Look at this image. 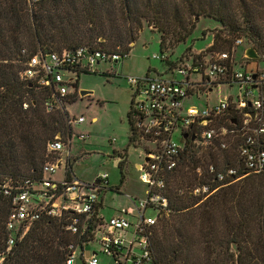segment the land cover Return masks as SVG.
Listing matches in <instances>:
<instances>
[{"label": "trees", "instance_id": "obj_1", "mask_svg": "<svg viewBox=\"0 0 264 264\" xmlns=\"http://www.w3.org/2000/svg\"><path fill=\"white\" fill-rule=\"evenodd\" d=\"M178 1L182 2L189 14L197 12L216 19L231 35L232 39L221 36V33L214 34L212 44L202 52L203 54L217 49L227 41L234 42L237 37H243L244 43L238 51L239 58L235 56V63L243 60V50L248 47L259 53L264 51V7L260 5V0H238L241 16L236 20L231 16L230 21L225 20L228 14L227 4L224 3L221 8L215 9L206 0H81V4H86V10H89L86 14L87 27L81 33L73 31L71 36L67 34L64 26H58L64 19L70 27L73 24L68 14L61 12L60 0H42L33 6H30L27 0H6L4 4L0 0V180L10 179L14 186H23L27 178L37 182L42 177L44 164L58 159L50 158L54 153L47 150L48 142L54 140L58 133L61 135L58 138L62 141L65 134L67 137L71 134L70 128L66 126L65 112L60 108L47 110L46 106L42 105H45L49 91L21 78L20 72L26 59L39 51L71 49L80 45L128 51L130 44L137 38L142 20L148 24L153 22L157 26L161 33L160 49L166 51L169 47L168 44L164 45V39L168 32L174 31L172 23L181 27L175 34L176 40L185 39L194 28V25H190L186 29L187 22L183 21ZM51 30L70 40L64 47L53 49L52 45H57V40ZM26 41L30 50L22 46ZM94 41L96 42L93 43ZM22 49H25L26 54L22 53ZM82 72L89 71L82 70L80 73ZM43 91L46 94H43ZM73 96L74 94H69L65 101L73 102ZM131 131L129 127L130 143ZM219 152H224V160L227 162L235 161L238 157L235 144L222 151L219 148L196 146L190 140L185 141L180 169L178 167L174 173L169 188V212L159 215L157 223L150 230L157 264H222L216 256L194 254V251H200L202 246L209 245L211 240L207 239V230L211 225L207 223V219L218 223L221 221L219 216L230 230L229 238L225 239L227 243H236L239 240L234 239V236L242 232V220L233 222V218L227 214L228 210L235 209V206L229 205L231 201L236 200V210L240 213L247 211L244 207L246 203H249V206L252 203L259 206L263 220L264 203H258V197L246 190L245 184H240L248 175L223 186L206 200L201 201L189 193H178V188L206 180L207 167L210 163H218L215 159ZM117 154L125 159L126 149H123L122 153L117 151ZM71 166L70 156L65 171L66 180L73 176ZM199 166L201 175H198L196 170ZM122 181L123 177L120 183ZM249 193L252 196H249ZM101 205L98 200L91 211L79 215V231L76 233H71L63 220L43 217L34 222L23 236L20 237L17 233L13 245L7 249L8 232L5 229V220L10 202L6 198H0V264H66V259L71 253V244L82 248L94 239L97 231L102 230L104 221L98 213ZM173 215H177L175 219ZM189 215L190 225L198 231L197 237L192 239H188L181 227H172L177 218L181 222ZM160 222L166 224L159 225ZM203 233L204 242L201 241ZM254 236L246 250L255 258V252L262 244L264 251L263 222L261 236Z\"/></svg>", "mask_w": 264, "mask_h": 264}, {"label": "built area", "instance_id": "obj_2", "mask_svg": "<svg viewBox=\"0 0 264 264\" xmlns=\"http://www.w3.org/2000/svg\"><path fill=\"white\" fill-rule=\"evenodd\" d=\"M40 1L27 0L30 6ZM233 43L231 52L214 49L203 54V51H197L190 61L189 57L179 59L182 64H174L170 78L150 77L148 74L127 76L134 95H144L140 101L132 99L128 119L132 144L144 147V160L139 162L138 169L145 191L143 196L132 199L133 206L119 210L104 221L99 231L100 251L110 255L114 264H127L129 259L132 264H157L150 230L159 215L169 212V188L186 140L196 146L222 151L235 144L238 157L234 162L210 163L206 180L178 188L179 194L189 193L202 201L246 175L264 176V66L260 65V62L264 63V51L255 50L257 58L252 59L245 55V49L243 60L235 63L233 52L243 45V37L235 38ZM22 53L26 54L25 49ZM127 53L86 45L39 51L26 59L20 76L49 91L45 106L47 110H53L65 106L68 87L82 70L93 72L101 60L116 61ZM153 57L167 58L163 51L154 53ZM176 67L178 73L185 75L183 81L176 80L177 73L173 71ZM191 74H200V79L191 80ZM221 83L230 86L238 83V93L221 97L215 103L208 102L202 108L185 105L187 97L199 96L200 92L209 93ZM75 120L82 121L83 118ZM66 122L70 128L68 116ZM177 128L181 131L180 142L172 139ZM184 133L187 137H183ZM64 144L58 137L48 142L47 150L59 157L44 164L42 177L37 182L27 178L23 186H14L10 179L0 180V198L10 202L5 220L7 249L13 245L17 233L23 236L43 217L63 220L71 233L78 232L79 215L92 210L100 191L108 184L107 173L93 182H83L73 176L70 180L65 176L55 179ZM70 156L68 154L66 165ZM196 170L201 175L200 166ZM149 208L153 213L146 215ZM262 222L264 227V216ZM69 248L71 253L66 264H72L77 255L76 246L71 244ZM98 260L95 252L85 262L99 264Z\"/></svg>", "mask_w": 264, "mask_h": 264}, {"label": "rangeland", "instance_id": "obj_3", "mask_svg": "<svg viewBox=\"0 0 264 264\" xmlns=\"http://www.w3.org/2000/svg\"><path fill=\"white\" fill-rule=\"evenodd\" d=\"M5 1L2 0V4ZM206 2H210L209 5L215 9L221 8L224 3L227 4L228 14L225 16L227 21H230L231 16L234 20L241 16L238 0H206ZM85 5L81 4V0H60L61 12L68 14L73 24L70 27L71 25H68L66 19H64L58 26H64L65 31L69 35L73 31L81 33L87 27L86 19L88 16L86 14L89 13V10H86ZM260 5L264 7V0H260ZM178 7L181 9L184 23L187 22L186 29L190 25H194L192 32L185 39L176 40L177 35L175 34L181 27L172 23L174 31L168 32L169 34H166L164 39V45L168 44L169 48H166V51L165 49H160V30L157 29L153 22L148 24L145 20H142V26L137 31V38L130 44L127 55L112 62L101 60L96 64L93 72L80 73L76 77L77 80L74 79L68 87L69 94H74L72 97L73 102L68 101L65 106L62 105L60 108L70 119L71 134L69 137L65 134L63 137L65 144L61 155V163L54 176L60 179L64 177L68 152L72 159V174L78 180L93 182L104 173H107L109 183L104 185L106 189H102L98 196L102 204L99 211L101 216H104L103 221H106L111 215L117 214L119 210L133 206V198L127 196V193L130 192L134 196H142L144 194L143 187L145 185L140 180L139 169L136 167L138 162H143L144 160V147L142 145L135 146L129 142L128 121V111L132 99L134 98L135 102H137L142 100L144 95H134L127 76L148 74L150 77L159 75L162 78H170L174 63L182 64L179 59L188 55V61H190L193 56L191 53L208 49L213 42L214 34L221 33V36L232 39L231 35L227 33V28L216 19L197 12L189 14L181 1H178ZM242 14L244 15L243 11ZM172 21L170 20V22ZM50 32L56 35L55 38L57 40V45H52L53 49L64 47L65 43L70 40H66L55 30ZM233 44V41H227L223 45H219L217 49L231 52ZM248 44L251 46L250 43ZM22 46L30 50L27 41ZM241 47H236L233 52L236 58H239L238 51ZM162 50L164 55L167 56L165 60L153 57L154 53H161ZM260 65L264 66V63L260 62ZM173 71L177 73L176 80L183 81L185 79V75L177 72V67ZM190 79L199 80L200 74H191ZM74 84L75 87L73 86ZM238 89V83H234L232 86L228 83L217 84L209 93L200 92L199 96L192 95L187 97L185 105H195L202 108L208 102H217L221 97L236 95ZM81 91L88 92L82 94ZM254 92L257 93V89H254ZM43 94H46V92L43 91ZM38 96L40 97L41 94ZM40 100H42L41 97ZM42 105L45 107L44 104ZM79 117H82L83 120L76 121L75 119ZM180 137L181 131L177 128L172 135V139L180 142ZM123 149H126L125 159L117 154V151L122 153ZM57 157L59 155L55 153L50 156L51 159H56ZM224 157V152H219L215 160L221 164L225 161ZM122 177L123 187L121 190H117L115 186L120 184ZM240 184H245V189L250 190L258 197V203H264V176L250 174L243 178ZM249 196L252 195L249 193ZM231 202L229 205L235 206V209L228 210L227 214L233 218V222L242 220L241 226L243 230L239 235L234 236V239L239 240L236 243H227L225 239L229 238L230 233L228 231L230 230L225 226V221L220 216L219 219L223 222L216 223L214 220L209 221L207 219V223L211 225L208 226L207 239H210L211 242L207 240L210 242L209 245L202 246V249L194 251V254L216 256L222 264H264L263 244L255 252V258L254 255L248 254L246 250V247L251 243L250 239L254 235L257 236L258 234L259 236L260 234L261 236L262 234V211L259 210L257 205L255 206L252 203L249 206V203H246L244 207L247 208V211L240 213L239 210H236V207H238L236 206V200ZM151 213H153V210L150 208L145 211L146 215ZM177 215H173V219ZM177 219L172 227H181L186 232L188 239L197 237L198 231L190 225V215L181 222H179V218ZM163 224L166 223H159V225ZM171 231L175 233L173 228H171ZM202 236L203 239L201 241L204 242V233ZM99 237L100 232L97 231L94 239L84 244V248L76 247L77 257L74 264H83L81 255H88L94 250L97 252V257L101 260V264H114V260L110 255L100 251ZM1 261L2 255H0V263ZM127 264H132V260L129 259Z\"/></svg>", "mask_w": 264, "mask_h": 264}, {"label": "crops", "instance_id": "obj_4", "mask_svg": "<svg viewBox=\"0 0 264 264\" xmlns=\"http://www.w3.org/2000/svg\"><path fill=\"white\" fill-rule=\"evenodd\" d=\"M129 112V111H128ZM64 149V148H63ZM63 154V150H62V152L60 153V156ZM68 154H69V152H68ZM69 156H70V154H69ZM68 159V155H67V158H66V160ZM65 165H66V161H65ZM138 165H139V162L136 164V167L138 168ZM66 168H67V165H66ZM66 168H65V171H66ZM65 176V175H64ZM74 177V176H73ZM54 178L55 179H60V178H58L57 176L55 177L54 176ZM98 179V178H97ZM96 179V180H97ZM123 182V181H122ZM120 183V184H118V185H116L115 187H116V189L117 190H121L122 189V187H123V183ZM108 183H109V179H108ZM117 186H119L118 188H117ZM112 187H114V186H112ZM104 189H106V187L104 188ZM143 191H145V187H143ZM127 196H129V197H132V198H139V197H141V196H134V194H131L130 192L129 193H127ZM143 196V195H142ZM100 208L98 209V213H99V216H100V218L103 220V218H104V216H101V214H100ZM111 216H113V215H111ZM110 218V217H109ZM108 218V219H109ZM107 220V219H106ZM129 233H126V235H128ZM83 248H84V246H83ZM96 251L94 250V251H92L91 253H89L88 255H81V258H82V261H83V264H86V262H85V260L88 258V257H90L92 254H94ZM76 257H77V255H76ZM76 257H75V259H76ZM75 259H74V261H73V263L72 264H74V262H75ZM99 261V264H101V260L99 259L98 260Z\"/></svg>", "mask_w": 264, "mask_h": 264}, {"label": "water", "instance_id": "obj_5", "mask_svg": "<svg viewBox=\"0 0 264 264\" xmlns=\"http://www.w3.org/2000/svg\"><path fill=\"white\" fill-rule=\"evenodd\" d=\"M245 55L248 57V58H257V53H256V51H255V49H253L252 47H248V48H246V50H245ZM30 85H31V83H30ZM88 91H81V93L82 94H85V93H87ZM230 112L233 114L234 113V110H230ZM61 135H60V133H58L57 134V137H60ZM183 137H187V133H184L183 134ZM191 138H193V136L191 137Z\"/></svg>", "mask_w": 264, "mask_h": 264}]
</instances>
